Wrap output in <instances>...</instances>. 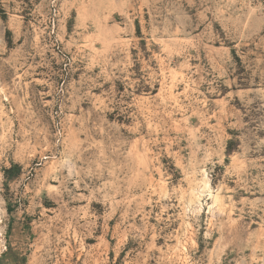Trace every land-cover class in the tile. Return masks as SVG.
<instances>
[{
    "label": "rangeland",
    "instance_id": "374dc122",
    "mask_svg": "<svg viewBox=\"0 0 264 264\" xmlns=\"http://www.w3.org/2000/svg\"><path fill=\"white\" fill-rule=\"evenodd\" d=\"M0 264H264V0H0Z\"/></svg>",
    "mask_w": 264,
    "mask_h": 264
},
{
    "label": "bare ground",
    "instance_id": "6f19581e",
    "mask_svg": "<svg viewBox=\"0 0 264 264\" xmlns=\"http://www.w3.org/2000/svg\"><path fill=\"white\" fill-rule=\"evenodd\" d=\"M205 186V185H204ZM198 192H200V191H198ZM195 195V194H194ZM195 197L196 198H199V195H195ZM212 198V197H211ZM214 198V197H213ZM216 199H217V197H216Z\"/></svg>",
    "mask_w": 264,
    "mask_h": 264
}]
</instances>
